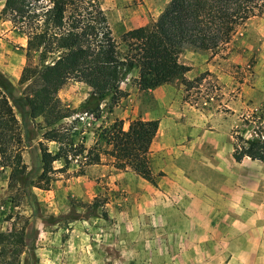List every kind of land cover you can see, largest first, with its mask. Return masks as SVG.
<instances>
[{
    "label": "rangeland",
    "instance_id": "1",
    "mask_svg": "<svg viewBox=\"0 0 264 264\" xmlns=\"http://www.w3.org/2000/svg\"><path fill=\"white\" fill-rule=\"evenodd\" d=\"M120 1H126L130 7L137 5L140 14L149 16V22L169 2ZM38 2L45 4L43 0ZM4 3L5 0H0V73L9 80L17 97L26 92L27 86L19 82L20 73L23 67L37 63V54L26 56L27 38L20 30L23 27L10 13L3 12ZM246 28V24L240 26L229 43L215 51L222 57L234 50L247 54L242 65L223 66L231 77L227 83L216 85L208 80L198 92H189L184 89L186 81L179 79L180 75L176 78L183 85L180 94L186 100H235L244 85L260 91L234 116L227 108L223 109L226 118H231L228 127L231 138L236 133L251 136L255 128L246 124L245 119H258L264 112V35H260L264 21L251 26L259 35L246 34ZM120 33L118 27L112 29L119 49L124 50ZM135 72L121 83L126 95L117 103L107 98L96 110L87 112L82 111L81 105L89 88L69 81L56 96L70 116L55 127L69 132L74 144L82 143L89 148L98 142L103 147L99 140L102 129L115 119L130 118L137 105L141 90L135 84ZM196 82L197 79L190 82L195 89ZM13 110L23 136L21 156L28 185L25 189L8 188L9 168H0V232L11 229L10 216L19 214L27 218L29 244L20 255L19 264H244L254 259L256 253L259 257L264 254V163L244 157L239 166H223L222 170L212 171L208 166L207 172L204 166H196L199 171L193 173L195 178L212 180L213 191L220 186L229 191V195L214 196L229 206L228 219L189 218L188 213L181 211L177 195L158 191L150 194L149 183L141 177L104 164L86 166L80 172L78 159L67 165L61 159L54 161L52 180L47 189H41L36 186L42 170L39 142L43 141L53 152L57 145L43 140L45 128L44 124L38 126L40 119L31 120L16 106ZM24 129L30 133L26 134ZM233 144L231 139L232 150ZM155 176L158 181L160 174Z\"/></svg>",
    "mask_w": 264,
    "mask_h": 264
},
{
    "label": "trees",
    "instance_id": "2",
    "mask_svg": "<svg viewBox=\"0 0 264 264\" xmlns=\"http://www.w3.org/2000/svg\"><path fill=\"white\" fill-rule=\"evenodd\" d=\"M38 1L5 0L3 7L23 27L26 56L37 54V63L23 67L20 73L19 82L27 83L22 96H14L11 83L0 73V168H9L8 188L28 185L21 156L23 136L14 106L31 120L40 119L38 126L44 124L45 128L43 140L57 145L53 152L39 142L42 170L38 188H48L55 171L52 164L60 159L66 165L80 160V172L104 160L154 185L149 152L157 120L135 118L124 130L122 120L115 119L100 133L104 146L95 142L87 148L74 144L69 132L55 127L70 116L61 107L57 91L69 81L85 84L89 93L81 109L87 112L107 98L117 103L125 96L120 85L134 70L139 90L170 83L190 70L179 61L184 49L214 52L229 43L246 21L264 12V0H169L156 19L121 35L124 50H120L96 0ZM184 83L190 86V82ZM245 123L253 125L254 132L249 137L234 135L232 157L236 162L247 157L264 163V112ZM9 218L11 229L0 232V264H19L29 244L28 220L19 214Z\"/></svg>",
    "mask_w": 264,
    "mask_h": 264
},
{
    "label": "crops",
    "instance_id": "3",
    "mask_svg": "<svg viewBox=\"0 0 264 264\" xmlns=\"http://www.w3.org/2000/svg\"><path fill=\"white\" fill-rule=\"evenodd\" d=\"M96 1L106 17L111 33L112 29L118 27L122 35L128 30L146 25L150 20L147 14L145 16L143 12L140 14V8L137 5L130 7L126 1ZM261 20L264 21V12L246 21L244 23L247 25L246 34L259 35L251 26L260 24ZM260 35H264V31H261ZM245 55L247 54L244 51L239 50H234L228 56L222 57L215 51L195 52L184 49L179 55V61L189 66L190 70L180 74L179 79H184L186 82L197 79V90L192 84L184 88L189 92H198L208 80L216 85H224L231 77L223 70V66L225 64L242 65L246 60ZM135 71L137 73V70ZM177 79L153 89L141 90L136 100L137 105L135 104L132 110V116L128 119L123 117L119 119L123 120L124 130L135 118L158 121L149 156L152 174H160V179L154 185L148 182L147 190L150 194L158 191L167 195H177L181 211L188 213L186 216L189 218L228 219L229 206L222 198L217 200L214 196L216 194L221 196L220 193L229 195V191L222 186L216 189L217 192L213 191L212 180L195 178L193 173L199 171L196 166H204V171L208 172V166L213 171L222 170L223 166L240 165V162H236L232 157L230 141L233 137L231 138L228 130L231 118H226V112L223 109L227 108L234 116L237 110L245 107V102L249 98L260 95V91L244 85L235 100H186L180 94L184 89ZM99 164L111 166L104 160ZM122 172L133 173L127 170ZM163 186L167 188V191L158 190ZM218 202L219 205L216 204ZM225 234L224 232L223 240H225ZM225 245L227 246L224 242L223 247ZM244 264H264V254L259 257L256 253L254 259H248Z\"/></svg>",
    "mask_w": 264,
    "mask_h": 264
}]
</instances>
